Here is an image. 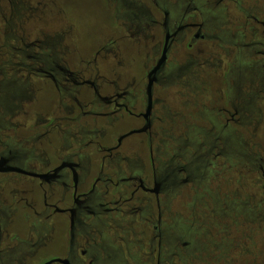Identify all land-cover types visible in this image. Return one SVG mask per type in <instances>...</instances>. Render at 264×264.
I'll return each mask as SVG.
<instances>
[{
  "label": "flooded vegetation",
  "instance_id": "obj_1",
  "mask_svg": "<svg viewBox=\"0 0 264 264\" xmlns=\"http://www.w3.org/2000/svg\"><path fill=\"white\" fill-rule=\"evenodd\" d=\"M105 1L114 27L83 42L55 0H0V264H264V208H257L264 203V158L251 159L240 141L255 112L244 144L262 146L257 139L264 138V18L240 10L244 36H262L247 45L261 61L249 72L240 62L228 66L215 113L223 123L213 120L211 129L220 128L213 140L223 146L208 149L224 167L225 154L235 158L239 189L245 171L255 176L248 178L256 189L249 233L241 228L247 222L235 221L226 245L213 240L220 230L203 222L211 245L183 241L181 253L182 236L192 230L164 234V215L173 192L204 179L210 162L201 156L200 164L188 158L175 165L187 152L176 131L195 113H178L182 93L168 90L203 64L187 53L178 66L172 56L184 43L192 49L206 39L207 16L193 2L164 7L166 0H152L158 19L140 0ZM210 133L202 132V146Z\"/></svg>",
  "mask_w": 264,
  "mask_h": 264
},
{
  "label": "rangeland",
  "instance_id": "obj_2",
  "mask_svg": "<svg viewBox=\"0 0 264 264\" xmlns=\"http://www.w3.org/2000/svg\"><path fill=\"white\" fill-rule=\"evenodd\" d=\"M140 1L150 7L156 15V18L161 19V17H163L161 13H158L152 0ZM176 1L180 2L183 7H187L192 2H197L202 7V11H200L203 13L204 18L206 16L208 17V15L217 17L215 18L216 21H208L206 19L207 17L205 18L207 21L204 29V33L207 35L205 40L196 43L192 49H187L186 43H184L182 46L178 47L179 51L172 56V58L177 61L176 65L178 66L187 62V53H193L196 59L203 62L201 67L192 65L191 72L180 79L181 81H179L176 86L168 90L171 96H174L175 91L182 93L181 95L178 94L177 99L183 102L184 107H177L178 113H186L187 115L188 112L195 113V119H193V121L188 120L189 127H187V129L186 127L180 128L179 126V129L176 131L177 139L183 136L184 138L181 140L183 142L187 140V152L182 153L174 160L175 165L186 164L188 158L192 161L197 160V164H200L199 160L201 156L208 159L210 162V164L206 166L207 172L204 179L200 180L199 183L193 181L183 183L173 192L169 200L171 213L167 210V213L164 215V225H162L164 234L179 233L180 230L183 235L185 232L180 229L181 227L185 229L190 228L192 230L193 236H187L188 234L185 237L182 236L183 238L181 239L179 247L176 249L178 252L185 253L187 248L182 245L183 241L199 240L203 246L204 243L211 245L210 242L205 239V236H209V234H206V226L202 224L203 222L213 223L216 230H220L222 236L215 237L213 240L217 242V240L221 241L225 238L226 245L235 235L233 227L235 221H239L241 224L247 222V225H242L241 228L242 231L245 230L249 233L248 230L250 226H248V223L251 222L249 221L251 218L249 210L254 206L252 202L250 204L249 198L252 194H255L256 189L252 184L253 182L248 184V178L251 180L254 179L255 176L253 174L249 176L245 171L243 179L241 180L242 188L239 189L238 183L234 181L237 175L231 172L234 164L233 160H235V158L225 154L224 158L228 159L227 161L229 162L225 164L224 167L222 165L224 160L222 159L223 157L220 156V158L212 159V154H208V149L215 144H218L217 146L220 147L223 146L220 144L221 140H215V142L213 140L216 136H221V133H219L220 128L211 129L213 127V120L217 121V126H221L223 123L215 113L220 105L218 99L222 95L220 89L223 87L224 77L230 74L228 66L230 63L236 66L237 62H240L244 67H247V70L245 69L244 71L249 72L252 66L259 64L261 61V58L257 57L251 47L247 45L254 40L257 41L262 36L260 34L255 35L254 38L250 33L244 36L245 31L243 25L245 22V15L241 13L242 11L240 10H244L248 15H259L261 18H264V0H222L214 7L209 4L210 0H166V2H160L164 7H168ZM55 2L63 10L64 17L69 21L68 23L74 25L76 32H78L83 42L89 40L95 41L102 32H107L110 28L114 27L115 22L111 16L113 8H107L105 0H55ZM191 11V13L195 12L194 10ZM200 15H198V20H201ZM154 32H156L158 37L163 38V34H160L158 29L154 30ZM113 36L116 37L117 33L113 32ZM126 42L127 41H124L122 44L123 52H126L125 49L127 50L128 48ZM141 43L140 45L143 46L144 41ZM197 50H201L202 52L197 53ZM188 78L199 86L196 90V92H198L197 99L196 93L193 92L191 85L188 86L185 82ZM229 80V85H232V77H229ZM246 85L248 86L249 83ZM247 86L244 88V91L250 93L251 90ZM207 109L209 111V113H207L208 115H205V117L202 116L199 111ZM197 112H199V114H197ZM256 113L258 112L252 113L253 118L250 129L247 130L243 128L241 140L239 139L241 143H243L244 151L251 155V159H259V157L264 158V138L262 136L259 135L257 139V141L262 143V146L257 145L251 147L244 144V141L248 140V137H250V130L253 129L255 123L254 119L258 118ZM218 121L221 123L218 124ZM128 125H130V123L126 124V128ZM186 131L192 132L193 134L187 136ZM205 131L211 132V143L202 146L201 144L204 143V135L202 132ZM178 144L177 147L179 146ZM217 146L214 147V150L218 149ZM169 157L170 156H167L165 160L169 159ZM244 164L250 163L246 162ZM245 187L247 189H245ZM257 199L258 201L261 199L260 195ZM163 202L168 205V200H163ZM229 208H233V210L230 211ZM238 208L242 209L240 215L237 211ZM257 208H264V203L258 205ZM170 216L173 219H171ZM166 228H169V230L167 231ZM210 238L212 237L210 236ZM246 240L247 243H250L249 237H247ZM166 249L170 248L166 247ZM208 250H210V248ZM200 253L199 251L194 252L197 256ZM231 253V255H233V252ZM195 263L200 264L198 261H195Z\"/></svg>",
  "mask_w": 264,
  "mask_h": 264
},
{
  "label": "trees",
  "instance_id": "obj_3",
  "mask_svg": "<svg viewBox=\"0 0 264 264\" xmlns=\"http://www.w3.org/2000/svg\"><path fill=\"white\" fill-rule=\"evenodd\" d=\"M214 2H215V0L212 1V3H214ZM193 6L199 8V9L202 8L201 5L197 2H194Z\"/></svg>",
  "mask_w": 264,
  "mask_h": 264
},
{
  "label": "water",
  "instance_id": "obj_4",
  "mask_svg": "<svg viewBox=\"0 0 264 264\" xmlns=\"http://www.w3.org/2000/svg\"><path fill=\"white\" fill-rule=\"evenodd\" d=\"M165 58V50H164V53H163V58L162 59H164ZM134 131H131L130 133H128V134H131V133H133Z\"/></svg>",
  "mask_w": 264,
  "mask_h": 264
}]
</instances>
